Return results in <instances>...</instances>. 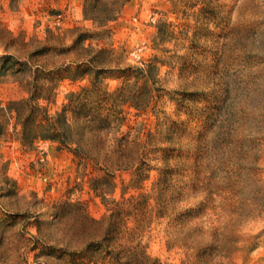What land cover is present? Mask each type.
<instances>
[{
	"label": "rangeland",
	"instance_id": "obj_1",
	"mask_svg": "<svg viewBox=\"0 0 264 264\" xmlns=\"http://www.w3.org/2000/svg\"><path fill=\"white\" fill-rule=\"evenodd\" d=\"M106 249L264 264V0H0V264Z\"/></svg>",
	"mask_w": 264,
	"mask_h": 264
},
{
	"label": "trees",
	"instance_id": "obj_2",
	"mask_svg": "<svg viewBox=\"0 0 264 264\" xmlns=\"http://www.w3.org/2000/svg\"><path fill=\"white\" fill-rule=\"evenodd\" d=\"M105 258H109V261L112 263V264H155L156 262H149L146 261L148 259H150L146 254H144L142 256V258L144 257V259L142 261H145L144 262H140V260L138 259L140 256L138 255H134L132 257H126V258H123L122 256H120L119 252H116L114 250H110V249H106L105 250ZM104 259V257H103ZM133 262V263H132ZM103 264H105L104 261H102Z\"/></svg>",
	"mask_w": 264,
	"mask_h": 264
}]
</instances>
